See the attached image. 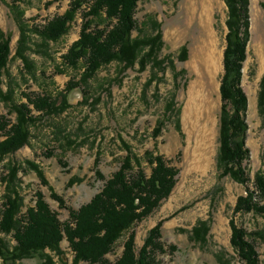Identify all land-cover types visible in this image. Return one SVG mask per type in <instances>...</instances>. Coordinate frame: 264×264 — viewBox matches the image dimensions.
Returning a JSON list of instances; mask_svg holds the SVG:
<instances>
[{"label":"rangeland","instance_id":"1","mask_svg":"<svg viewBox=\"0 0 264 264\" xmlns=\"http://www.w3.org/2000/svg\"><path fill=\"white\" fill-rule=\"evenodd\" d=\"M71 1L0 0V32L10 38L11 51L0 79V93L14 91L11 102L0 95V116L14 121L12 105L25 102L24 93L51 94L61 108L55 114L34 112L28 144L0 158V206L10 193L6 180L15 169L23 204L19 217L25 216L41 193L64 223L70 219L69 210L89 203L126 157L132 156L150 175L145 154L159 153L179 174L171 194L130 230L135 232L136 254L150 230L161 225L160 241L166 252L157 259L162 264H242L231 243L234 220L254 243L260 264H264V214L234 213L238 198L247 194V188L256 191V177L264 176V124L258 107L264 76V0H249L250 38L242 68L249 150L244 163L249 177L246 185L223 175L219 166L220 87L228 32L225 0H140L133 36L147 39L161 32L159 65L150 61L142 69L139 63L128 67L112 62L87 81H83V61L71 67L63 60L79 39L84 11L77 13L67 33L56 42H44L31 31L63 15ZM19 16L32 40L23 46L34 67L32 74L17 56ZM108 25L95 19L92 27ZM184 47L188 57L180 61ZM68 87L74 89L66 91ZM31 165L38 167L45 181ZM53 192L63 198L64 206L52 197ZM130 232L107 254L111 264L121 257ZM0 239L12 252L16 245L12 234L0 232ZM61 250L62 255L50 250L46 254L56 264H76L66 240L61 242ZM9 252L0 257V264L43 261L40 252L11 261Z\"/></svg>","mask_w":264,"mask_h":264},{"label":"trees","instance_id":"2","mask_svg":"<svg viewBox=\"0 0 264 264\" xmlns=\"http://www.w3.org/2000/svg\"><path fill=\"white\" fill-rule=\"evenodd\" d=\"M140 0H72L69 9L61 16L50 19L45 25L31 30L44 42H56L67 31L69 24L79 11L83 12V23L79 39L70 47L63 60L67 66L77 67L84 62L83 81L93 77L103 66L119 62L128 67L136 63L144 69L151 61L159 63L158 54L163 48L162 34L150 38L134 37L137 30L136 10ZM228 9L226 26V47L224 50V75L221 81L222 108L220 118L219 166L223 175L246 185L249 182L244 163L249 157L246 147L248 124L246 122L247 97L241 87L242 68L246 60V48L250 38L249 0H225ZM264 9V3H263ZM22 13L20 14V16ZM19 16V17H20ZM95 19L109 23L105 28L92 27ZM17 22L20 40L17 56L29 65L26 46L30 41L26 24L21 17ZM25 34L27 36H25ZM26 41V42H25ZM26 44V45H25ZM10 38L0 32V79L10 56ZM188 49L183 48L179 59L185 61ZM159 65V64H158ZM30 66V67H29ZM74 89L68 87L66 91ZM13 89L5 95L4 101H12ZM25 102L12 105L14 121L0 116V158L12 154L28 144L30 126L36 120L35 113L55 114L57 102L51 94L24 93ZM10 101V102H11ZM63 103H66L65 97ZM258 107L264 124V76L258 98ZM131 155V154H130ZM146 160L151 165L147 175L139 162L128 156L122 166L109 179L89 203L78 210H69L70 219L62 223L41 193H37L36 204L19 217L22 199L16 189L17 171L6 180L10 193L0 206V232L12 234L16 242L9 252L0 239V257L9 252L11 261L29 258L33 253H42L41 264H56L47 250L62 255L61 242L66 240L74 254V263L111 264L106 258L116 241L132 227L153 212L173 191L179 169L171 166L163 155L147 152ZM32 168L44 179L36 165ZM100 179L103 175L97 171ZM256 191L247 188L246 195L238 198L234 213L254 212L264 214V176L255 179ZM52 197L64 206L63 198L55 192ZM231 243L242 264H260L253 242L246 239V232L231 222ZM161 225L150 230L143 246L136 254L135 232H130L121 257L113 264H162L157 259L166 252L161 242ZM12 257V258H11Z\"/></svg>","mask_w":264,"mask_h":264},{"label":"bare ground","instance_id":"3","mask_svg":"<svg viewBox=\"0 0 264 264\" xmlns=\"http://www.w3.org/2000/svg\"><path fill=\"white\" fill-rule=\"evenodd\" d=\"M218 72V71H217ZM212 74V73H211ZM212 120V119H211ZM213 123V122H212Z\"/></svg>","mask_w":264,"mask_h":264}]
</instances>
